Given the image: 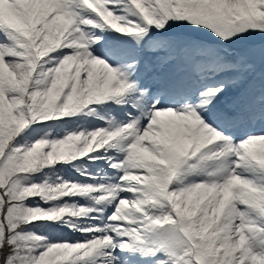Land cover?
Masks as SVG:
<instances>
[{
  "label": "snow or ice",
  "instance_id": "obj_1",
  "mask_svg": "<svg viewBox=\"0 0 264 264\" xmlns=\"http://www.w3.org/2000/svg\"><path fill=\"white\" fill-rule=\"evenodd\" d=\"M0 264H264V0H0Z\"/></svg>",
  "mask_w": 264,
  "mask_h": 264
}]
</instances>
